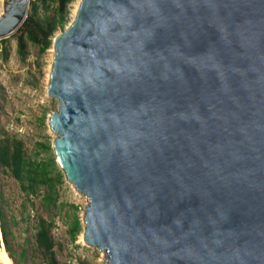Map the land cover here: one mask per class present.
<instances>
[{
	"label": "water",
	"instance_id": "obj_1",
	"mask_svg": "<svg viewBox=\"0 0 264 264\" xmlns=\"http://www.w3.org/2000/svg\"><path fill=\"white\" fill-rule=\"evenodd\" d=\"M43 93L105 264H264V0H78Z\"/></svg>",
	"mask_w": 264,
	"mask_h": 264
},
{
	"label": "rangeland",
	"instance_id": "obj_2",
	"mask_svg": "<svg viewBox=\"0 0 264 264\" xmlns=\"http://www.w3.org/2000/svg\"><path fill=\"white\" fill-rule=\"evenodd\" d=\"M5 2L0 0V16L4 4L6 7ZM77 3L78 0L69 3L66 25ZM56 6L57 0H47V7H37L36 15L51 17ZM31 14L32 7L28 2L24 20L9 36L0 38V144L11 146L13 141L20 142L32 168L43 163L46 165L54 189L38 179L31 192L27 179L20 182L8 166L0 163V209L15 261L4 248L0 252V263L45 264L44 253L35 242L37 220L44 218L51 222L50 232L59 264H105L82 238L81 209L86 196L63 180L55 162L52 133L46 125L54 103L43 93L49 47L41 52L39 46L27 37L24 21ZM62 30L56 28L51 38ZM19 35L23 36L25 43L23 53L19 51ZM46 144L50 149L44 147ZM50 192L52 201L48 202L44 197ZM76 219L79 228L73 233Z\"/></svg>",
	"mask_w": 264,
	"mask_h": 264
},
{
	"label": "trees",
	"instance_id": "obj_3",
	"mask_svg": "<svg viewBox=\"0 0 264 264\" xmlns=\"http://www.w3.org/2000/svg\"><path fill=\"white\" fill-rule=\"evenodd\" d=\"M73 0H57L55 14L51 17L41 18L36 15L37 7H47V0H30L32 14L24 21L27 37L39 46V51H45L52 42V35L56 28L63 29L67 22L68 5ZM40 2V4H38ZM19 51L23 53L25 46L22 35L18 36ZM46 149H50L48 144L44 145ZM54 161V159H52ZM0 163L8 166L13 175L22 182L24 179L28 181V189L33 192L34 185L40 181H45L49 184L50 189H54L52 178L47 176V167L43 163L39 167L32 168L31 162L27 161L21 147V143L13 141L11 146L0 144ZM44 199L52 201V193H48ZM51 222L44 218H39L36 223L35 242L38 248L44 253L46 258L45 264H59L54 251V242L50 232ZM79 228V221L76 219L73 233ZM72 233V234H73ZM7 230L3 220L2 211L0 209V252L5 250L10 258L14 261L12 250L9 246L7 238ZM74 235V234H73ZM15 262V261H14ZM1 264V263H0Z\"/></svg>",
	"mask_w": 264,
	"mask_h": 264
},
{
	"label": "bare ground",
	"instance_id": "obj_4",
	"mask_svg": "<svg viewBox=\"0 0 264 264\" xmlns=\"http://www.w3.org/2000/svg\"><path fill=\"white\" fill-rule=\"evenodd\" d=\"M6 3V2H5ZM77 6V5H76ZM76 6H75V8H74V10H73V13H74V11H75V9H76ZM4 11H5V4H4ZM4 11H3V13H4ZM13 16H15V15H13ZM8 22V20L7 21H5L4 22V24H6ZM83 238V237H82Z\"/></svg>",
	"mask_w": 264,
	"mask_h": 264
}]
</instances>
